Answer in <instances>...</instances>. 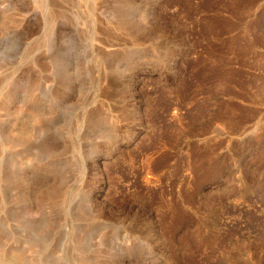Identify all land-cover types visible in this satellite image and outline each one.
Returning <instances> with one entry per match:
<instances>
[{
    "label": "rangeland",
    "instance_id": "1",
    "mask_svg": "<svg viewBox=\"0 0 264 264\" xmlns=\"http://www.w3.org/2000/svg\"><path fill=\"white\" fill-rule=\"evenodd\" d=\"M9 251L264 264V0H0Z\"/></svg>",
    "mask_w": 264,
    "mask_h": 264
},
{
    "label": "bare ground",
    "instance_id": "2",
    "mask_svg": "<svg viewBox=\"0 0 264 264\" xmlns=\"http://www.w3.org/2000/svg\"><path fill=\"white\" fill-rule=\"evenodd\" d=\"M50 13V12H49ZM55 57V56H54ZM18 111V110H17ZM18 113H19V111H18ZM29 120V119H28ZM41 120V116H40V114H33V115H31V119H30V121L31 122H39ZM41 124V123H40ZM39 124V125H40ZM35 125V124H34ZM40 127H41V125H40ZM48 129V128H47ZM47 131V130H46ZM11 132V131H10ZM30 133L28 132V131H25V132H17V133H15L14 131H13V133L11 134L12 135V137H13V139H11L10 141H9V147L11 146V147H13V148H15V147H17L18 145H19V142H20V140H21V136H23L24 137V135H29ZM38 145H39V143H38ZM37 145V146H38ZM51 145V144H50ZM51 147H53V146H51ZM37 148H39L40 150H41V148H42V145H39ZM36 148V149H37ZM11 149V148H10ZM13 164H15V163H13ZM14 172V171H13ZM7 178V177H6ZM10 178V182L11 181H13L15 178L16 179H20V180H23V179H21V178H19V177H17V175H11V177H9ZM23 178V177H22ZM53 199V198H52ZM80 242V241H79ZM32 248H34V247H32ZM79 248L81 249V247L79 246ZM34 251V250H33ZM8 252V251H7ZM11 251H9V253H10ZM88 260V259H87ZM94 260V259H93ZM92 260V261H93ZM23 261H24V259H23V256L21 255V253L20 252H18V251H12L10 254H9V257H8V259L7 260H5V263L4 264H22L23 263ZM87 262V261H86ZM95 262H96V260H95ZM2 264V263H1ZM92 264H96V263H92Z\"/></svg>",
    "mask_w": 264,
    "mask_h": 264
}]
</instances>
